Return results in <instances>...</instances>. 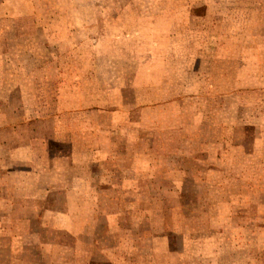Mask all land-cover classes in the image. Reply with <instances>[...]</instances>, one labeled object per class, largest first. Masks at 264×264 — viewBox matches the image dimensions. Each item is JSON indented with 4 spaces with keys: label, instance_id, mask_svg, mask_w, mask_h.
<instances>
[{
    "label": "rangeland",
    "instance_id": "obj_1",
    "mask_svg": "<svg viewBox=\"0 0 264 264\" xmlns=\"http://www.w3.org/2000/svg\"><path fill=\"white\" fill-rule=\"evenodd\" d=\"M59 90L154 129L190 199L174 264H264V0H0V129L59 112Z\"/></svg>",
    "mask_w": 264,
    "mask_h": 264
},
{
    "label": "crops",
    "instance_id": "obj_2",
    "mask_svg": "<svg viewBox=\"0 0 264 264\" xmlns=\"http://www.w3.org/2000/svg\"><path fill=\"white\" fill-rule=\"evenodd\" d=\"M116 101L64 104L59 90V112L0 129V264H174L170 236L186 233L175 229L190 202L186 182L161 172L154 129L122 134ZM78 106L89 122L75 116Z\"/></svg>",
    "mask_w": 264,
    "mask_h": 264
}]
</instances>
